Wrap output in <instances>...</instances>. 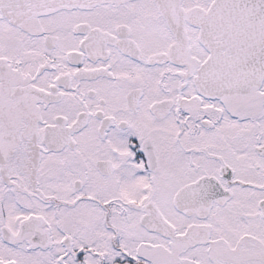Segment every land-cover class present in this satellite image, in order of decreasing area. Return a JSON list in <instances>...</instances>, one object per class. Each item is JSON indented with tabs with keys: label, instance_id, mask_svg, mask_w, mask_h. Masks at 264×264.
<instances>
[{
	"label": "snow or ice",
	"instance_id": "snow-or-ice-1",
	"mask_svg": "<svg viewBox=\"0 0 264 264\" xmlns=\"http://www.w3.org/2000/svg\"><path fill=\"white\" fill-rule=\"evenodd\" d=\"M0 264H264V0H0Z\"/></svg>",
	"mask_w": 264,
	"mask_h": 264
}]
</instances>
